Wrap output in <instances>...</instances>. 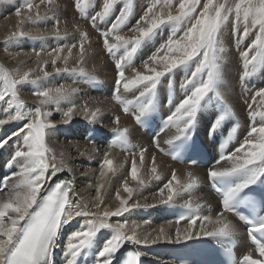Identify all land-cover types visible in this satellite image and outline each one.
I'll return each instance as SVG.
<instances>
[{"label": "snow or ice", "instance_id": "1", "mask_svg": "<svg viewBox=\"0 0 264 264\" xmlns=\"http://www.w3.org/2000/svg\"><path fill=\"white\" fill-rule=\"evenodd\" d=\"M45 2L49 7L44 15H41L39 4H35L33 0H22L21 7L15 10V15L20 18L18 30L5 37L6 45L20 38L30 37L29 33L22 30L25 23H38L49 16L55 19L57 24L52 34L57 38L61 36L58 27L59 20L56 19L58 5L55 4V0H41V3ZM117 2L118 0H105L101 10L95 12L94 15H89L88 12L93 7L94 0H74V7L82 18L90 19L92 27L97 28V21L103 22L108 18ZM201 3L202 0H179L176 5L173 4V0H151L143 15L130 29L134 34L126 36L121 32L130 15L131 0H127L115 20L104 30L98 29L103 49L115 67L114 99L122 106L125 114L133 115L137 121L150 107L152 100L150 98L145 100V98L152 95L160 78L179 65L198 58L194 71L184 82L190 87V91L169 114L160 133L153 140V144L160 152H165L160 144V135L169 128L176 129V134L165 140V144H170L184 136L193 123L202 99L210 91H214L223 100L228 111H231L230 105L218 86L224 53L221 36L225 25L230 20L233 33L236 34L237 44L255 31V39L240 54L243 60L241 80L255 73L257 66L264 61V0H203L202 7ZM21 8L27 11L22 14ZM174 8L175 11H173ZM182 21L187 22L182 35L178 36L174 32L155 53L142 62L140 70L132 66L133 56L146 38L161 25ZM74 28L80 31L78 25ZM68 34L65 30L64 35ZM86 40L87 33H81L78 44L67 46V56L61 57L60 55L64 48L53 50L56 53L52 60L53 66L58 59H63L65 63L64 68H55L56 73L63 71L79 77L91 76L82 66L91 47L90 44L88 48L85 47ZM77 47L79 49L77 64L80 66L68 67L67 61L73 49ZM36 55L39 56V52ZM47 63V61L44 62L45 65ZM127 69H131L133 75H127ZM31 71H24L22 74L19 71L14 73L0 65V84L3 85L0 87V102H3V105H0V116L4 117L0 118V126L16 120H26V123L13 133L18 140L13 145L14 151L8 162V166L14 165L18 171L0 180V264H42L52 252L53 237L63 225L77 216L85 217V222L68 236L65 245L68 264H72V258L79 256L83 250L89 248L96 233L104 228L110 229L113 235L97 252L96 264H112L115 254L125 243L137 245L148 243L147 238L141 240L137 235L138 225L128 228L127 221L115 224L109 222L112 217H121L131 208L140 207L138 203L128 205V199L132 197L134 189L125 182L123 189L128 193V199L121 197L117 192L120 206L114 211L105 210L103 213L89 212L87 205H82L79 201L73 204L75 190L72 179L57 182L55 187L45 194V188L52 182L53 177L60 172L71 171L67 169L63 161L57 162L54 151L48 147L47 141L52 138V130L56 125L48 117L52 115L53 107L60 110V105L67 102L71 106L62 112L64 118L62 122L71 120L76 107L71 97L77 89L63 84L55 88L42 87V81L52 73L41 68L42 76L30 78ZM28 83L36 88L33 93L37 98L35 107H28L19 94V86ZM122 92L133 94V99H125ZM135 92L139 94L135 95ZM244 103L247 105V117L250 121L247 134L234 151L221 155L216 166L208 170V177L222 178L241 172L249 174L241 183L223 192L219 202V211L214 216L211 214L210 207L207 209L208 215H197L196 213L201 210L202 206L200 204L194 206L191 200L185 202L183 206L193 213L190 217L192 226H195L198 221L214 225L213 230H203L196 235L229 236L233 232V225L228 219V214L233 213V202L237 194L248 184L253 183L259 175L264 174V88H259L254 92L251 102L245 100ZM134 108H138V111ZM85 111H88L87 108ZM99 112L100 109H96L90 113L92 121H95ZM115 122L119 125V117H115ZM114 131L116 135L110 146L119 145L127 149V130L116 127ZM8 139L0 141V147H4ZM146 151L147 149L140 150L141 163L144 161ZM108 157L109 153L105 152L101 168H106L107 171L102 170L101 177L116 171L113 167V160ZM154 161L155 156L153 155ZM224 161L229 162L230 166H221ZM151 171L155 179H160L158 175H155L157 171L155 167H152ZM130 174L133 180L138 181V186L143 187L145 182L138 180L135 157ZM196 183L197 178L191 171L187 172V180L181 181L173 170L171 179L159 189L160 203H172L175 198L191 190ZM103 187V184L97 187L98 197ZM165 189H167L166 199L163 198ZM160 231L163 233V229ZM248 232L250 242L255 245V251L264 257V236L257 235L264 233V218L260 223L252 225ZM191 236L192 233L186 232L183 239L188 240ZM167 239L172 238L167 237ZM175 241H181L179 229H177ZM152 243H155V240ZM140 255V252L133 253L127 264H137ZM238 264H264V260L254 259L252 252L249 251L238 260Z\"/></svg>", "mask_w": 264, "mask_h": 264}, {"label": "bare ground", "instance_id": "2", "mask_svg": "<svg viewBox=\"0 0 264 264\" xmlns=\"http://www.w3.org/2000/svg\"><path fill=\"white\" fill-rule=\"evenodd\" d=\"M33 2L40 5L39 12L41 15H44L49 7L47 3H41V0H33ZM104 2L105 0H94L93 7L88 10L89 15H94L95 12L100 11ZM126 2L127 0H118L117 4L114 6L112 14L103 22L97 21V24L101 25L103 30L108 27L110 23L115 20V17L119 14L120 10L124 8ZM150 3L151 0H131L130 15L128 16L121 34L126 36L134 34L130 29L133 28ZM178 3L179 0H173V4L178 5ZM21 4L22 0H0V65H3L14 73L19 71L22 74L24 71L32 70L30 72V78L42 75L41 68H43L44 71L52 73L47 79L52 81L54 85L53 88L60 86L57 83L63 81V85H71L73 88L77 89L71 97L72 103L76 106L71 120L68 122H62L64 119L62 112L66 111L71 104L63 102L60 105V110H56L54 107L51 109L52 115L48 117V119L56 123V125L52 130V138L47 141L48 147L54 151L58 163L63 161L67 169H71L70 165L72 163L81 167V171L77 172L79 174L76 178L77 187L73 197V204L79 201L82 205H87V210L89 212L94 213H103L105 210L114 211L120 206V201L117 199L116 195L117 192H119L121 197L128 199V193L123 189L124 183L127 182L129 187L134 189L132 197L128 199V205L131 206L137 203L140 205V207L131 208L121 217L110 218L109 222L115 224L117 222L127 221L128 228H131L133 225H138L139 227L136 229L137 235L141 240L147 238L148 243H141L139 245L125 243L115 254L112 263L117 260L119 255L126 248L137 249L145 256L156 255L164 245L176 242L175 238L177 229H179L181 241H186L183 239L186 232L192 233L191 238L205 237L203 235H196V233H201L203 230H213V224L198 221L195 226H192L177 224L171 221H159L160 210L165 204H167L160 203L161 196L159 194V189L171 179L173 170H175L181 181L187 180V172L189 171H191L195 177L205 176L206 171L203 169L177 166L160 155L158 151L155 150L154 146L146 141L147 143L145 145L148 146L149 149L145 152L143 163L140 161L139 153H121L114 151L110 153L108 158L113 160V167L116 171L114 173L109 172L107 176L101 177L100 172L102 170L107 171L106 168H101V162L104 155L101 153L100 148L79 137L78 129L83 121L90 122L94 125L96 124L97 126H102L107 123L113 127L117 126L126 128L128 131H131L132 127L128 117L121 116L119 119V125L116 124L110 116L112 112L117 111L116 105L112 101L105 102L104 100L98 99L97 96L92 95L87 86L83 83L84 77H79L70 72L62 71L56 73L55 70L53 71L54 68H64L65 63L63 59H58L55 66H53L52 60L56 53L53 52L52 49L61 45L59 48H64V51L60 53L61 57L67 56V46L78 44L81 33H87L85 47L88 48L89 44L91 47L82 66L95 78L107 81L115 79L114 64L103 49L102 41L99 39V32L92 27L90 19H85L80 16L74 7V0H55V4L58 5L56 19L59 20L58 27L61 33L59 38L52 34L55 31L57 24L56 20L49 16L47 19L38 23H25L22 30L29 33L30 37L17 39L6 45L4 43L5 37L11 32L18 30L20 18L15 15V10L16 8L21 7ZM21 11L23 14L27 10L21 8ZM173 11H175V8ZM34 13L35 9L33 10V14ZM231 23L230 20L228 24L225 25L221 36L224 53L220 67L221 75L218 86L221 93L225 96L227 103L231 107V111H229L230 115L237 116L240 119L241 135L245 137L250 127V121L247 117L248 109L244 101L248 100L251 102V96L254 92L259 88H264V61H261L257 66L255 73L250 77L241 80L240 76L243 72V60L240 54L245 51L248 45L255 39V31L251 32L247 39L237 44L236 34L233 33ZM76 25L79 26L80 31L75 30L74 26ZM186 26L187 22L184 21L161 25L137 48L131 61L132 66L140 70L142 62L155 53L174 32L178 36L182 35ZM65 30L69 33L67 36L64 35ZM31 37L40 38L34 39ZM40 48L43 49V52H39V56H37V50ZM28 49H32V51ZM78 59L79 49L77 47L73 49L72 55L67 61L68 67L80 66L77 64ZM197 59L198 58H193L185 64H181L172 69L169 73L160 78V81L155 87L154 91H157L163 100H166L170 86L173 85L175 87L174 108L190 91V87L185 85L184 82L185 79L190 76L191 72L194 71ZM45 61L48 62L46 65L44 64ZM126 74L129 76L133 75L132 70L127 69ZM73 81H75V83H73ZM0 87H3V85L0 84ZM42 87H44L43 81ZM35 90V86L30 83L19 86V94L21 98L25 100L28 107L36 106L37 98L33 95ZM138 94V92H135V95ZM122 95L128 99L133 98V94L131 93L122 92ZM83 99H86V102H84ZM215 101L225 105L223 100L219 98L214 91H210L202 99L200 106L195 113L194 120H197L202 124L205 111L216 114L217 105ZM0 105H3V102H0ZM85 108H87V112L85 111ZM96 109H100V112L95 121H92L90 113ZM0 118L4 117L0 116ZM24 123H26V120H16L0 126V141L9 138L7 144H5L4 147H0V163L2 165L10 160L14 151L13 145L18 140V137L14 136L13 133H15L18 128L22 127ZM175 134L176 129L170 128L159 139L160 143L170 139ZM56 139L63 141V143L56 141ZM153 155L155 156L154 162ZM134 157L138 169V180H143L145 182L143 187H139L138 181L133 180L130 174ZM221 166H230V163L224 161ZM152 167L157 169L155 175H158L160 179L157 180L154 178V174L151 171ZM16 171H18V169L14 166V172ZM77 173H74L72 170L70 172L64 171L58 173L57 176L52 178V182L46 186L45 194L52 189L53 184L58 177L63 174H69L74 177V174ZM92 183H94V185ZM82 184L84 187L80 189ZM101 184H103L104 187L100 189L98 197L96 189ZM163 198H167V189L164 191ZM189 200L195 204L198 200H206L209 202L211 198H207L204 195L188 198L185 196V193H183L175 198L174 201L183 202ZM97 205L99 206L97 207ZM212 215L214 216L215 214ZM228 219L232 221L230 217H228ZM84 222L85 217L77 216L71 222L63 225L56 234L55 243L62 244V247L65 250L69 234L79 229ZM161 229H163V233H161ZM112 235L113 232L110 229H101L96 233L89 248L94 249L97 254V252L103 247L104 242ZM167 237H171L172 239L168 240ZM153 240H155V243H152Z\"/></svg>", "mask_w": 264, "mask_h": 264}, {"label": "rangeland", "instance_id": "3", "mask_svg": "<svg viewBox=\"0 0 264 264\" xmlns=\"http://www.w3.org/2000/svg\"><path fill=\"white\" fill-rule=\"evenodd\" d=\"M56 141H58V142H62V143H63V141H59L58 139H56ZM71 163H72V162H71ZM71 163H70V164H71ZM76 167H77V168H76ZM70 168H71V170H72L74 173H77V172H80V171H81V167H78L76 164H73V163L70 165ZM78 174H79V173L74 174V176H76V178H77ZM78 180H79V178H78ZM92 184L94 185V183H92ZM79 185H80V184H79ZM86 185H88V184H86ZM81 186H82L81 188L79 187L80 189H82V188L84 187L83 184H82ZM88 186H90V185H88Z\"/></svg>", "mask_w": 264, "mask_h": 264}]
</instances>
